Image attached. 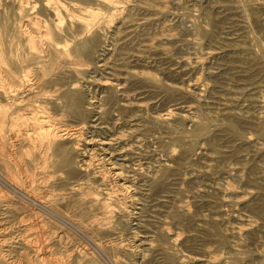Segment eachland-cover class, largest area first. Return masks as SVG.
Listing matches in <instances>:
<instances>
[{"label": "rangeland", "instance_id": "rangeland-1", "mask_svg": "<svg viewBox=\"0 0 264 264\" xmlns=\"http://www.w3.org/2000/svg\"><path fill=\"white\" fill-rule=\"evenodd\" d=\"M24 1L0 0L3 70L18 86L9 96L0 90V103L21 109L3 133L24 165L7 160L12 183L55 224V256L264 264L262 0ZM49 33L61 49L92 48L79 51L81 65L67 59L46 72ZM69 88L81 93L82 115L66 107ZM39 107L62 134L44 152L43 142L31 145ZM15 200L6 217L25 204Z\"/></svg>", "mask_w": 264, "mask_h": 264}, {"label": "bare ground", "instance_id": "bare-ground-1", "mask_svg": "<svg viewBox=\"0 0 264 264\" xmlns=\"http://www.w3.org/2000/svg\"><path fill=\"white\" fill-rule=\"evenodd\" d=\"M27 1V0H25ZM24 1V2H25ZM30 1V0H29ZM113 0H111L112 2ZM115 1V0H114ZM151 2V1H150ZM264 3V0H262ZM110 4V0L107 2ZM116 3V1H115ZM74 4V3H73ZM72 4V5H73ZM113 4V3H112ZM25 5V3L23 4ZM32 5V4H31ZM77 5V4H76ZM27 6V4H26ZM19 7V6H18ZM22 7V6H20ZM28 7V6H27ZM24 8V7H23ZM20 9V8H19ZM80 9V8H79ZM254 9V8H253ZM57 10V9H56ZM80 11V10H79ZM255 11V10H254ZM259 11V10H258ZM55 12V11H54ZM264 12V11H263ZM58 14V13H57ZM87 15L89 18L94 19L97 17V14L92 11H87ZM57 17V16H56ZM71 17V16H70ZM76 18V17H75ZM80 18V17H79ZM58 19V18H57ZM78 19V18H76ZM37 20V19H36ZM39 20V19H38ZM82 20V19H81ZM86 20V19H84ZM253 21V20H252ZM62 22V21H61ZM60 22V23H61ZM89 22V21H87ZM91 22V21H90ZM89 22V23H90ZM89 23H84V26L89 25ZM31 24V23H30ZM78 24V23H75ZM92 24V23H91ZM23 25V24H22ZM83 26V27H84ZM90 26V25H89ZM255 26V25H254ZM257 26V25H256ZM22 27V26H21ZM69 26L68 28H70ZM258 27V26H257ZM264 28V26H263ZM22 30V29H21ZM28 30V29H27ZM57 30V29H56ZM43 31V30H42ZM70 31V30H68ZM90 31V30H89ZM47 32H53V30H48ZM25 33V32H24ZM31 36V34H28ZM33 36V35H32ZM31 36V37H32ZM35 37V36H34ZM212 37V36H211ZM42 38V36H41ZM45 46H46V60L48 63V70L46 72L53 71L55 69H59L61 67V64L70 61L73 65H81L82 64V56L79 51H81L84 48H92L90 46L89 42H83L76 46H74L73 49H61L57 46L56 42L53 39V36L51 33L45 34ZM36 39V37H35ZM38 40V39H37ZM47 41V42H46ZM115 43V42H114ZM66 44V43H65ZM87 44H89L87 46ZM37 45V44H36ZM72 45V44H71ZM39 49V48H38ZM10 58V57H9ZM68 59V60H67ZM13 61V60H12ZM30 62V61H29ZM17 63V62H16ZM26 64V63H25ZM6 65V62L4 58L0 54V90H3L1 95H8L13 94L14 91L17 89V84L13 80V72H5L3 70V66ZM17 65V64H16ZM14 67V66H13ZM17 67V66H16ZM2 68V69H1ZM15 68V67H14ZM36 68V67H34ZM30 69H27V71ZM26 73V72H25ZM23 74V73H22ZM30 76V75H29ZM26 77V76H23ZM60 79V78H59ZM28 81V79H27ZM26 81V82H27ZM29 82V81H28ZM83 94V93H82ZM15 96V95H14ZM62 98L64 99L65 104L67 105L68 109L73 111L75 114H81L82 111L79 108V100L82 99L81 93L78 91H73L70 88L62 95ZM20 102V101H19ZM18 103V102H17ZM13 104V103H12ZM20 108H15L13 105H9L7 103H0V158L4 163L5 168L7 169V179L0 176V183L3 185L2 187H5L6 190L13 194H0V204L2 205V208H0V264H66V261L64 260L65 257H57L55 256L54 249L52 250L51 247H53L50 244V241L52 239V235L54 234L52 232V229L55 228L54 226L49 227L48 223L51 222V219L46 218L43 214L47 213L43 209V207L40 205V202L37 201V198L31 197L28 194L20 193L19 189L17 188V183L14 181L15 185L12 183L13 180H16V175L11 171L10 166L8 165L7 160H13L17 164H20L22 162L21 156L17 159L15 153L11 151L10 149H6L5 147V141H4V133H3V127H5V120L8 117H13L14 115H18ZM84 115V114H83ZM86 116V115H85ZM16 117V116H15ZM23 117V116H22ZM30 118V117H29ZM14 119V117H13ZM33 130L35 136L31 139V145L35 149L37 147V144L40 142H43L44 148L43 152L47 149H50L52 144L56 142L62 134L58 131V129L55 128V126L52 124L51 117L47 111L46 107H39L33 112ZM29 125V124H28ZM31 127V126H30ZM29 128V126L27 127ZM10 129V128H9ZM24 129V128H23ZM9 131V130H8ZM15 131V130H14ZM14 131H12L10 134H12ZM17 131V130H16ZM15 131V132H16ZM24 131V130H23ZM22 132V131H21ZM28 132V131H27ZM77 132V131H76ZM8 133V132H7ZM17 133V132H16ZM24 133V132H23ZM62 133V132H61ZM22 136V133H20ZM67 134V133H66ZM24 135V134H23ZM26 135V134H25ZM10 136V135H9ZM28 136V135H27ZM32 136V135H31ZM18 137V135H17ZM30 137V135L28 136ZM12 139V138H11ZM15 136L13 137V140L15 142ZM27 139V138H26ZM10 142V141H9ZM13 142V143H14ZM15 144V143H14ZM12 145V143H11ZM64 145V144H63ZM10 145H8L9 147ZM15 147V146H14ZM9 148H12L11 146ZM58 148V147H57ZM13 149V148H12ZM41 149V151H42ZM56 150V149H55ZM25 153V152H24ZM27 153V152H26ZM25 153V155H26ZM24 155V156H25ZM5 158V159H4ZM43 159V158H42ZM26 162V161H25ZM14 164V163H13ZM16 164V165H17ZM14 166L15 169L17 166ZM22 164H20L21 167ZM24 167V165H22ZM63 166V165H62ZM19 168V167H18ZM113 168V167H112ZM82 169V168H81ZM23 170V169H22ZM24 173V171H22ZM25 170V169H24ZM17 171V169H16ZM20 172V171H19ZM18 173V171H17ZM20 173V174H22ZM26 173L24 174V176ZM28 175V174H27ZM26 175V176H27ZM38 175V174H37ZM20 176V175H19ZM8 177L11 179L8 180ZM37 177V176H36ZM28 178V177H27ZM26 179V178H25ZM29 180V179H28ZM31 180V179H30ZM23 181V180H22ZM27 181V180H24ZM23 181V182H24ZM29 182V181H28ZM32 182V180L30 181ZM19 183V182H18ZM26 183V182H25ZM37 183V182H36ZM27 187V185H25ZM19 187V186H18ZM21 187V186H20ZM19 187V188H20ZM3 188H1L2 190ZM28 189V188H26ZM5 190V189H4ZM5 190V191H6ZM32 190V189H31ZM25 191V190H23ZM3 192V191H1ZM17 193V194H16ZM20 193V194H18ZM91 194V193H89ZM88 194V195H89ZM33 196V194H32ZM96 198V197H95ZM15 199L22 200L25 204H23L21 209H17V214L13 217H6L5 214L7 213V210H10L11 207H15L13 201ZM60 200V199H59ZM16 201V200H15ZM21 201V202H22ZM27 205H31L38 209V211H35L34 208L32 210H27ZM11 206V207H10ZM2 209V210H1ZM31 209V208H30ZM48 209V208H47ZM34 210V211H33ZM25 213V215H23ZM53 213V212H52ZM48 214V213H47ZM51 214V213H50ZM55 214V213H54ZM46 215V214H45ZM57 215V214H56ZM52 216V214H51ZM58 216V215H57ZM60 217V216H59ZM50 218V216H49ZM56 218V217H54ZM61 218V217H60ZM31 219L32 221H29ZM61 221V220H60ZM54 222V221H53ZM64 222V221H61ZM16 223H23V229L18 230L15 226ZM59 223V222H58ZM66 224V223H65ZM69 227V226H68ZM75 227V226H74ZM77 232V231H76ZM18 235L19 240L13 241L14 236ZM32 236V238H31ZM58 236V235H57ZM56 236V237H57ZM63 236V235H60ZM59 236V237H60ZM58 237V238H59ZM55 238V237H54ZM84 238V237H83ZM87 241V240H86ZM60 241L58 239L56 247L61 246L59 244ZM104 245V244H103ZM105 246V245H104ZM88 247V246H87ZM95 247L100 249V246L98 244H95ZM106 247V246H105ZM82 248V247H81ZM94 248V247H93ZM49 249V251H48ZM120 250V249H119ZM122 250V249H121ZM81 251V250H79ZM78 251V253H79ZM86 251V250H85ZM94 251V250H93ZM92 251V252H93ZM96 251V250H95ZM57 252V251H56ZM83 252V251H81ZM76 254L78 255L77 258L84 259L83 253ZM98 252V251H96ZM101 252V249L99 250ZM98 252V253H99ZM60 253V252H59ZM86 253V252H85ZM89 253V252H88ZM91 254V252L89 253ZM102 254V253H100ZM110 254V253H109ZM60 255V254H59ZM70 255V254H69ZM75 255V256H76ZM86 255V254H85ZM105 255V254H104ZM71 256V255H70ZM67 257V256H66ZM79 258V259H80ZM67 259V258H66ZM106 260V259H105ZM78 261V260H77ZM76 261V262H77ZM117 262V261H116ZM68 264V263H67Z\"/></svg>", "mask_w": 264, "mask_h": 264}]
</instances>
